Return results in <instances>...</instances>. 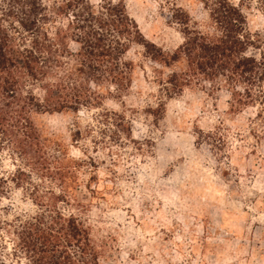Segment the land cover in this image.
Returning <instances> with one entry per match:
<instances>
[{"label": "rangeland", "instance_id": "rangeland-1", "mask_svg": "<svg viewBox=\"0 0 264 264\" xmlns=\"http://www.w3.org/2000/svg\"><path fill=\"white\" fill-rule=\"evenodd\" d=\"M112 1L147 41L172 53L184 41L172 9L205 30L213 0ZM229 1L254 39L248 54L264 57V0ZM125 57L133 71L121 95L36 116L48 169L37 171L8 146L0 151L4 177L18 168L29 175L9 178L0 197L1 259L26 263L14 255L8 225L57 209L84 223L105 250L102 264H264V104L231 112L228 91L202 85L167 99L143 47L132 45Z\"/></svg>", "mask_w": 264, "mask_h": 264}, {"label": "trees", "instance_id": "trees-1", "mask_svg": "<svg viewBox=\"0 0 264 264\" xmlns=\"http://www.w3.org/2000/svg\"><path fill=\"white\" fill-rule=\"evenodd\" d=\"M207 10L201 30L189 25L187 13L172 9L171 19L182 26L184 41L165 53L145 39L122 2L0 0V151L8 146L37 171L48 169L47 138L36 126V116L98 107L106 95L127 91L133 64L125 55L132 45L142 46L145 57L160 68L153 72L167 99L202 85L228 91L231 112L264 104V57L248 54L255 44L241 9L229 0H213ZM60 169L64 183L66 173ZM8 175L0 172V197L9 178L29 177L20 168ZM59 198L51 197L52 202ZM8 227L14 255H22L25 264H102L105 250L72 214L43 210ZM0 264H8L1 255Z\"/></svg>", "mask_w": 264, "mask_h": 264}]
</instances>
